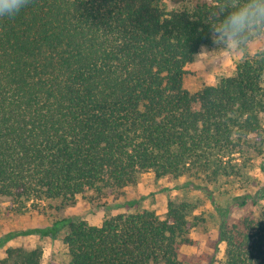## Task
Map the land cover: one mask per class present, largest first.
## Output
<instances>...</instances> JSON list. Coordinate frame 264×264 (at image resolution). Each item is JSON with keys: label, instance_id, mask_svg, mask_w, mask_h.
<instances>
[{"label": "trees", "instance_id": "1", "mask_svg": "<svg viewBox=\"0 0 264 264\" xmlns=\"http://www.w3.org/2000/svg\"><path fill=\"white\" fill-rule=\"evenodd\" d=\"M225 0H29L0 18V199L16 215L86 209L9 232L60 241L66 264H183L180 248L213 209L221 258L264 264V45L231 75L189 91L185 67L213 47ZM151 172L185 181L165 214L117 202ZM110 214L92 225L87 213ZM49 214V215H50ZM40 247L0 264H43Z\"/></svg>", "mask_w": 264, "mask_h": 264}, {"label": "rangeland", "instance_id": "2", "mask_svg": "<svg viewBox=\"0 0 264 264\" xmlns=\"http://www.w3.org/2000/svg\"><path fill=\"white\" fill-rule=\"evenodd\" d=\"M164 2L168 9H173L179 7L182 0H164ZM263 45L264 43L248 49L243 53L215 50L208 55L201 57L195 56L193 61L185 67L186 72L183 78L184 88L192 92L197 91L205 85L214 84L221 77L231 75L237 60L244 53L252 54L263 47ZM212 48L208 47L209 50ZM183 181H185V177L176 181L168 177L156 179L153 173H144L138 178L135 184L125 188L117 202L125 203L129 199L138 200L141 208L152 209L158 215L163 216L169 199L176 200L184 196L185 191L173 187L176 182L181 183ZM8 207L9 202L5 199H0V239L9 232L44 228L53 219L81 213L86 209L81 197H78L73 205L61 210L52 211L48 215H16L10 213ZM200 209L205 211L206 222L199 224L191 230L190 237L193 239V244L181 246L180 258L183 264H210L213 256L219 259L223 253V244L218 245V252L214 250V244L217 241V221L213 209L207 205ZM127 211L129 209L123 207L111 213L99 212L95 215L87 213L86 219L92 225H101L106 216ZM10 247H22L26 249L40 247L44 253L43 264L67 263L65 246L58 240H52L50 238L40 239L37 235L17 236L6 243L3 248H0V257Z\"/></svg>", "mask_w": 264, "mask_h": 264}, {"label": "clouds", "instance_id": "3", "mask_svg": "<svg viewBox=\"0 0 264 264\" xmlns=\"http://www.w3.org/2000/svg\"><path fill=\"white\" fill-rule=\"evenodd\" d=\"M29 0H0V18L14 17ZM213 48L206 46L196 57L215 50L243 53L264 43V0H225L220 13L213 12L210 22Z\"/></svg>", "mask_w": 264, "mask_h": 264}]
</instances>
